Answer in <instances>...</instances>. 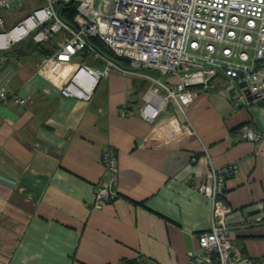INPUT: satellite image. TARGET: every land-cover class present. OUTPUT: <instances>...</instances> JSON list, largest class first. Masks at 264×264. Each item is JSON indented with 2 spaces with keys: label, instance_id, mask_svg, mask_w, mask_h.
Segmentation results:
<instances>
[{
  "label": "crops",
  "instance_id": "crops-1",
  "mask_svg": "<svg viewBox=\"0 0 264 264\" xmlns=\"http://www.w3.org/2000/svg\"><path fill=\"white\" fill-rule=\"evenodd\" d=\"M1 58L0 80L28 103L0 101V264H187L210 224L197 189L210 165L234 166L224 193L234 254L264 260V137L239 132L251 123L264 133V100L235 106L217 75L193 90L186 118L174 108L147 122L138 112L147 84L134 75L113 69L89 100L66 98L80 63L98 62L42 64L40 51L22 55L15 44ZM107 146L119 198L96 209Z\"/></svg>",
  "mask_w": 264,
  "mask_h": 264
},
{
  "label": "built area",
  "instance_id": "built-area-1",
  "mask_svg": "<svg viewBox=\"0 0 264 264\" xmlns=\"http://www.w3.org/2000/svg\"><path fill=\"white\" fill-rule=\"evenodd\" d=\"M25 1L0 0V30L2 12L20 8ZM13 34L7 43L0 42V52L28 39L34 45H53V54L42 64L70 63L87 56L98 62L96 66L80 63L60 90L63 97L89 100L113 69L145 81L138 112L147 122L174 108L185 116L193 90L208 89L217 75L236 91L235 106L248 108L264 100V0H43L42 7L7 32L0 31V39ZM90 39L127 67L120 69ZM0 101L16 106L28 103L1 80ZM130 114L127 107L121 111L122 116ZM239 132L242 139L254 143L264 137L251 123L243 124ZM102 162L105 175L94 187L96 209L119 198L118 157L112 146L104 148ZM233 172V165H210L208 178L198 186L210 203V224L196 235L197 248L188 254L187 264H264L233 252L226 223L232 209L224 199L226 178Z\"/></svg>",
  "mask_w": 264,
  "mask_h": 264
},
{
  "label": "rangeland",
  "instance_id": "rangeland-1",
  "mask_svg": "<svg viewBox=\"0 0 264 264\" xmlns=\"http://www.w3.org/2000/svg\"><path fill=\"white\" fill-rule=\"evenodd\" d=\"M43 6V0H26L23 4L22 7L17 8L15 10L12 11H3L2 15L4 16V25L1 28L0 31L2 32H7L8 30H10L14 25H16L17 23H19L20 21H22L25 17H27L29 14H31L33 12V10H35L36 8L42 7ZM14 45H12L10 48H8L7 50L1 51L0 52V56L2 57L3 54L5 52H7L8 50L12 49ZM16 47H20V50L22 51V55L26 54H30L32 52V50L34 49V44L31 43L30 41H28V39L19 42L17 44H15ZM86 62L89 61H95L93 60L92 57L87 56L84 58ZM2 58H1V64H2ZM150 74L153 75V72H149Z\"/></svg>",
  "mask_w": 264,
  "mask_h": 264
},
{
  "label": "trees",
  "instance_id": "trees-1",
  "mask_svg": "<svg viewBox=\"0 0 264 264\" xmlns=\"http://www.w3.org/2000/svg\"><path fill=\"white\" fill-rule=\"evenodd\" d=\"M73 8V6H72ZM71 11V9H69ZM73 10V9H72ZM73 12V11H72ZM89 43L95 47L102 55L108 57L109 59H112L113 61H115L116 63H123V64H127L126 62H124L121 59H113V56L104 48L103 45H101L99 42H97L94 39H90ZM53 45L52 44H48V45H35L34 49L38 50L41 52L42 55L48 57L51 56L53 54Z\"/></svg>",
  "mask_w": 264,
  "mask_h": 264
},
{
  "label": "bare ground",
  "instance_id": "bare-ground-1",
  "mask_svg": "<svg viewBox=\"0 0 264 264\" xmlns=\"http://www.w3.org/2000/svg\"><path fill=\"white\" fill-rule=\"evenodd\" d=\"M12 36H14V34L13 35H8V36L0 39V42L7 43Z\"/></svg>",
  "mask_w": 264,
  "mask_h": 264
},
{
  "label": "water",
  "instance_id": "water-1",
  "mask_svg": "<svg viewBox=\"0 0 264 264\" xmlns=\"http://www.w3.org/2000/svg\"><path fill=\"white\" fill-rule=\"evenodd\" d=\"M244 86V84L242 85V87ZM246 93L248 94V91H246ZM248 100L249 101H252L253 100V98L252 97H248Z\"/></svg>",
  "mask_w": 264,
  "mask_h": 264
}]
</instances>
